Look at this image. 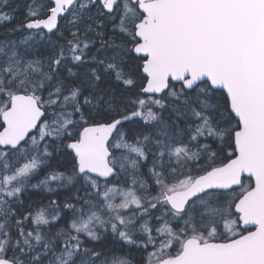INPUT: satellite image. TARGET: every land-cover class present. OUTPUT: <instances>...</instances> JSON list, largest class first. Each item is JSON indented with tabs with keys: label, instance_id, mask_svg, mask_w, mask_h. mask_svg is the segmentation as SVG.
Instances as JSON below:
<instances>
[{
	"label": "snow or ice",
	"instance_id": "6c2138e0",
	"mask_svg": "<svg viewBox=\"0 0 264 264\" xmlns=\"http://www.w3.org/2000/svg\"><path fill=\"white\" fill-rule=\"evenodd\" d=\"M0 264H264V0H28Z\"/></svg>",
	"mask_w": 264,
	"mask_h": 264
},
{
	"label": "trees",
	"instance_id": "16d2710c",
	"mask_svg": "<svg viewBox=\"0 0 264 264\" xmlns=\"http://www.w3.org/2000/svg\"><path fill=\"white\" fill-rule=\"evenodd\" d=\"M28 2V0H10L11 3V7L12 9H15V17H16V21H14V23L12 25H6L4 28H0V32H4L7 28L13 27L15 25L16 22H22L24 19V14H25V5ZM6 11L9 9H5ZM14 39H18L19 35H17L16 37H11ZM54 164L57 163L56 161L53 162ZM59 163L61 165V167L65 166L67 164V161L65 158L61 157L59 158ZM47 171V170H45ZM43 195H47V193H43Z\"/></svg>",
	"mask_w": 264,
	"mask_h": 264
}]
</instances>
